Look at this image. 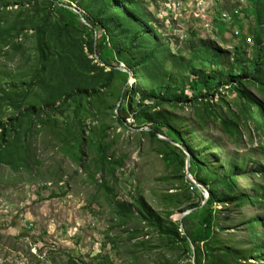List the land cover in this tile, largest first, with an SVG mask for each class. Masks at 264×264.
<instances>
[{"label":"rangeland","instance_id":"rangeland-1","mask_svg":"<svg viewBox=\"0 0 264 264\" xmlns=\"http://www.w3.org/2000/svg\"><path fill=\"white\" fill-rule=\"evenodd\" d=\"M55 1L58 6L53 7L45 0L33 6H28V0H0V124L14 121L5 138H17V144L24 146L19 160L0 161V264H95L103 259L107 264H189L193 257L183 245L171 249L154 227L137 218L122 220L116 211L118 202L134 204L144 197L157 212L165 215L173 211L170 218L179 221L182 234L190 238L200 232L199 213L186 209L195 199L190 201L184 194L190 190L202 195V210L211 188L192 174L200 186L192 181L187 184L183 175L186 177L188 154L201 161L203 173L213 169L219 176L237 175L236 192L251 196V202L215 203L220 229L214 226V230L250 262L264 264V128L257 123V119L264 121V114L257 105L250 104V112L246 111L225 79L210 106L164 104L162 117L172 128L166 127V134L151 133V120L146 118L151 110L144 111L154 102L149 85L154 73L164 66L186 75L181 68L198 45L212 42L224 50L225 69L232 64L236 47L241 48L242 59L251 61L256 54L257 0H213V6L197 0L208 13L200 17L194 14L196 0H186V7L180 6L179 0H138L144 17L137 21L143 25L148 21L157 35L148 53L149 67L141 62L137 50L125 46L122 53L138 66L135 77L133 67L122 62L123 54L115 50L110 33L95 30L97 53L89 58L102 68L116 66L112 83L101 79L96 85L98 94L90 91L85 97L49 104L53 95H47L54 89L42 83L48 82L49 63L42 81H33L37 73H43V63L30 18L39 22L49 16L46 27L51 29L62 18L69 24L67 39L83 45L84 54L89 53L84 27L90 24L83 14H90L77 1L69 6ZM122 12L128 13L125 8ZM129 16L136 19L132 13ZM115 25L111 30L118 36L122 31L118 22ZM6 39L14 43L7 46ZM100 41H106L113 51L102 48ZM161 47L167 48L178 64L162 60ZM45 48L49 54L50 43ZM203 67L207 72L211 68L208 63ZM238 74L235 71L234 75ZM245 87L264 106V84L249 80ZM10 88L21 92L20 99L13 102L15 93ZM58 105L61 108L53 111ZM30 107L36 110L21 115ZM41 110L43 116H39ZM220 117H238V132L228 130ZM160 140L182 150L177 148L176 153L184 159L185 168L174 154L172 161L162 153L172 147L168 149ZM253 218H257L255 230L250 226ZM257 249L263 255L259 256Z\"/></svg>","mask_w":264,"mask_h":264},{"label":"trees","instance_id":"trees-1","mask_svg":"<svg viewBox=\"0 0 264 264\" xmlns=\"http://www.w3.org/2000/svg\"><path fill=\"white\" fill-rule=\"evenodd\" d=\"M28 1V6H33L32 4L36 3L38 0ZM45 1L52 4L53 7L58 6V3H56L55 0ZM58 1L63 2L68 6L71 2L77 1L80 6L91 15L88 16L83 14L84 19L90 24V26L87 24L84 27L85 32L89 35L87 44L89 53L87 55L84 54L83 45H76V43L67 39V28L69 27V24L68 22L63 21L62 18L54 23L52 29L50 26L49 28L46 27L48 25L49 16H45L39 22H35L36 20L34 19V16L30 18L29 22L34 29V33H36L35 35L38 39L37 49L42 55L41 63H43V73H37V76L33 81L35 82L36 79H41L42 81L45 77L46 65L49 63L47 66L49 72L48 82H45L44 80V82H42L46 86H50L51 89H54V92L51 90L47 95L49 97L53 95V97L47 101L49 104H55L60 99L66 102L69 99L85 97L90 91V94H98L99 90L96 89V85H98L97 83H99L101 79H103L105 84L112 83L114 75L117 72V70H115L116 66H108L109 69L105 67L102 68V66H99L94 62V58H89V54L97 53L95 48L98 46V42L94 39L95 30L109 32L115 50L120 52V54H123L122 52L125 46H129V49L132 51L137 50L141 62L144 63L146 67H149L147 62L151 57L148 53L150 52L157 35L151 30L148 21H146L144 25L140 24V21H137L144 17L143 12L138 7V0ZM53 7L50 8V13H53ZM122 8H125L128 13L122 12ZM255 10L257 18L256 30H254L256 54L251 61H246L244 58L242 59L241 48L236 47L232 52V64L229 68L225 69L222 67L224 50L212 42H205L198 45V47L192 51L189 62L181 68V71H187L186 75H182V73L177 75V72L166 69L164 66L160 67V69L154 73L153 79L149 83L150 89L152 88L153 94H155L154 96H151L154 98V102L146 105L144 110L147 111L148 108L151 110V114H147L146 116L148 120H151V133L155 135L158 133H168L166 132L168 123L163 120L164 118L162 117L163 114L161 112V108H163L162 106L164 104L167 105L175 102L176 104H191L192 106H195V103H202L204 106H210L213 98L217 95L219 90L223 88V81L225 79L227 85H229L232 90L236 91L238 96L242 99L246 111L250 112V104L253 103L256 104L260 112L264 114V106L261 105L259 101L255 100L251 94L249 95L245 87L249 80H252L257 84H264V47L261 46L264 36V28L262 27L264 18V0L255 1ZM71 13L73 12L71 11ZM74 13L77 14L76 12ZM129 13H132L136 19H131ZM116 22L119 23V28L122 31V34L118 36H114V33H112L111 30V26L115 25ZM47 29H49L50 34L49 39H47V35L45 34L46 31H48ZM5 33L6 32H2L3 37H5ZM53 34H56V37L52 39L51 37ZM5 42L7 43V46L14 43L7 39ZM49 43L51 52L47 54L45 46ZM99 43H101L100 45L103 44L101 46L102 48L108 49L110 52L113 51L106 41H100ZM59 46L61 47V52L60 50L58 51ZM63 47H71V49H64ZM53 49L55 52L52 51ZM159 51L162 60H176L174 56L168 55L167 48L161 47ZM120 57L122 58V62L129 67H133L135 77H137L138 66L133 64L131 60H128L125 57V54ZM178 59L182 61V58L178 57ZM199 63L202 64L199 65ZM205 63H208V65L211 66L208 72L205 67H203V64ZM51 64L53 65L51 66ZM176 64H178V62H176ZM219 65H221V68L217 69L216 66ZM105 69L108 70L104 71ZM235 71H238L239 74L234 75ZM125 76H127L126 73ZM55 81H57V83H55ZM9 90H12L13 94L15 93L13 102L17 101L18 98L20 99L22 95L21 92L14 90V88H10ZM188 91H190V94ZM60 108V105L55 106L53 111H58ZM34 110H36L35 107H30L21 112V115H24L27 112H34ZM44 110L39 111V116L45 114ZM209 111L210 109L207 107V112L209 113ZM220 121L232 133L238 132V117L237 119L220 117ZM13 123L14 121L7 124H0V135L2 137L0 143L1 162L10 163L12 159L19 160L21 151H23L24 148V146H19L17 144V138L12 141H8L5 138L9 124ZM257 123L260 125L259 127L264 128L263 120L260 122L259 119H257ZM169 129L171 130L172 128L170 127ZM160 141L164 143L168 149L172 147L170 152L166 150L162 153L170 156L168 159L172 161L174 160L171 158V154H174L179 159L182 167L185 168L184 159L180 158L179 154L176 153V149L179 147L171 146L168 140ZM99 148L101 147L99 146ZM101 151H103V149ZM180 151L182 152L181 149ZM103 158H106L104 153ZM190 163L191 174L194 175L199 182H205L211 188L210 195L206 200V203L203 205L202 210H200L202 202L204 201L202 195L199 196L190 190L184 194L190 201L195 199L194 202L186 205V209H193L192 213L195 214L199 213L200 232L195 235L192 234L190 238L187 235L182 234L179 221L176 222L170 218L174 213L173 211L168 210L165 212V215L157 212L144 197H138L134 204L118 202L116 204L118 217L126 221L137 218L141 222L148 223L154 227L162 241L173 250L178 245H183L185 250L190 252L193 257V261L189 264H254L250 262L249 259H246L245 256L243 257L240 255L239 251H236L233 246L226 245L219 233L215 232L214 226H217L219 229L220 227L216 221V215L213 210L215 203L234 201L237 202V204L242 205L251 202L250 199L252 197L246 194H238L236 192L237 175L230 174L219 176L213 169L203 173V169H205L204 165L201 161L199 162L193 157L191 158ZM183 176L187 184L190 186L192 184L190 180H188L185 175ZM174 196H178V194H174ZM256 221L257 218H253L250 221V226L251 228L253 227L254 230L256 229ZM191 244L194 245V249L191 247ZM256 252L259 256L263 255L260 249H257ZM95 264H107V261L103 259Z\"/></svg>","mask_w":264,"mask_h":264},{"label":"built area","instance_id":"built-area-1","mask_svg":"<svg viewBox=\"0 0 264 264\" xmlns=\"http://www.w3.org/2000/svg\"><path fill=\"white\" fill-rule=\"evenodd\" d=\"M180 2V6L182 7H186V0H179ZM204 2H211V6H213V0H204ZM196 10L194 12V14L197 16V17H200V16H206L208 15V13L205 12L204 9H202V5H197V0H196ZM223 20H228V21H231L232 19H223ZM238 33V31H236Z\"/></svg>","mask_w":264,"mask_h":264},{"label":"water","instance_id":"water-1","mask_svg":"<svg viewBox=\"0 0 264 264\" xmlns=\"http://www.w3.org/2000/svg\"><path fill=\"white\" fill-rule=\"evenodd\" d=\"M188 157H187V167H186V177L190 180V181H192L193 183H195V184H197L198 186H200V184L196 181V180H194L193 178H192V175H191V173H190V171H189V166H190V160H191V157H190V155L188 154L187 155ZM206 199H208V198H206ZM185 214H183L182 216H184ZM193 249H194V247H193Z\"/></svg>","mask_w":264,"mask_h":264}]
</instances>
